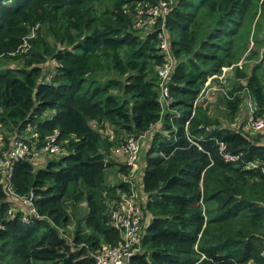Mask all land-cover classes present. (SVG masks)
Segmentation results:
<instances>
[{"label": "trees", "instance_id": "trees-1", "mask_svg": "<svg viewBox=\"0 0 264 264\" xmlns=\"http://www.w3.org/2000/svg\"><path fill=\"white\" fill-rule=\"evenodd\" d=\"M158 1L0 0V143L3 130L36 134L39 147L55 132L63 142V155L41 165L20 161L11 177L0 168V264H94L92 253L119 245L110 208L130 190L122 180L130 168L115 151L129 137H142L145 161L137 264H264V132L244 131L245 97L210 92L195 106L208 78L248 52L227 85L251 93L263 115L258 1L174 0L167 104L160 22L137 26L139 10ZM209 99L224 105V122ZM4 142L7 153L12 138ZM218 142L258 167L226 163ZM113 166L118 185L108 180ZM32 192L39 218L28 223Z\"/></svg>", "mask_w": 264, "mask_h": 264}, {"label": "built area", "instance_id": "built-area-1", "mask_svg": "<svg viewBox=\"0 0 264 264\" xmlns=\"http://www.w3.org/2000/svg\"><path fill=\"white\" fill-rule=\"evenodd\" d=\"M174 0H159L157 4L146 6L145 9L139 10L141 21L137 25L139 28L153 25L160 22L161 33L159 34L160 50L165 56V63L159 68L158 73L162 80L161 88L163 98L166 104L169 102V88L166 86L167 80L171 74L173 67L172 52L169 47V35L166 31V19L171 11ZM35 37L34 33L30 38ZM23 49H27V43ZM239 66V65H237ZM242 68V65L239 66ZM235 66L224 68L221 75H214L208 78L205 88L200 97L195 102V106L203 103L209 97L210 92H221V94L229 100H234L235 97H245L247 118L243 120L244 131L248 134L256 135L264 132V113L260 115L258 112V104L251 93L241 94L239 91L231 94L232 88L227 85V77ZM219 80L220 85L216 87L214 81ZM171 101V100H170ZM36 134L19 138L15 136L7 153L2 152L0 157V168H3L11 177L15 165L20 161L27 160H44L49 156L63 155L62 141H60V133L55 132L45 137V145L39 147V140L34 141ZM196 144L201 150L202 147ZM220 156L228 163L237 166H245L248 168H257L258 165L254 162H246L243 154H233L227 152L228 146L223 142H218ZM1 154V153H0ZM116 156L123 159V163L130 168L128 175H123V183L130 186V190L120 195V199L112 202L110 208V225L119 231L121 242L117 246H104L100 250L91 254L94 264H137L135 258L143 253V225H144V209L139 191L138 172L141 171L142 163V137L127 138L115 151ZM39 161V162H40ZM10 191L13 190V185L9 186ZM35 194L32 192L30 196L24 199V204L27 208V213L24 216L25 222H31L33 217L39 218L37 207L34 203ZM264 256V251H263Z\"/></svg>", "mask_w": 264, "mask_h": 264}, {"label": "rangeland", "instance_id": "rangeland-1", "mask_svg": "<svg viewBox=\"0 0 264 264\" xmlns=\"http://www.w3.org/2000/svg\"><path fill=\"white\" fill-rule=\"evenodd\" d=\"M258 1V6H256V9L258 10V14H257V20L259 19V18H262L261 19V22H260V26H262L263 25V27H261V31L263 32L262 34H260L261 36H260V39H261V37L264 39V7H263V5H264V0H257ZM253 32H254V30H253ZM259 33H260V31H259ZM250 50H253V51H255L256 50V45L254 44V42H253V40L251 39V41H250ZM264 51V48L262 49V52ZM247 54H248V52L242 57V61L239 63V64H237V65H239V66H241V65H243V63L245 62V60L244 59H246V56H247ZM261 59H262V56H261ZM6 65H8L7 63H5ZM237 65H235V66H237ZM253 64H251L250 66H252ZM49 71H52L51 69H49ZM227 77H230V79L232 80V82L234 81V79H235V77H236V74H235V69L227 76ZM48 78H51V76H49ZM50 80V79H49ZM231 87V86H230ZM232 88V87H231ZM211 101V99H209V101H208V104H209V102ZM200 105H202V102H201V104ZM199 105V106H200ZM209 107H210V111H211V113L213 114V115H215V116H217V118L221 121V122H224V117H225V110H224V105H222L220 102H218V99L215 101V102H213V103H210L209 104ZM247 118V111H246V113H245V115H244V119H246ZM237 121V120H236ZM30 130H27V132H29ZM2 133H4L3 134V137H2V142H3V145H5V142H4V138L7 136L8 138H12V140L15 138V136H13V135H11V133L10 132H7V133H5V130H3L2 131ZM111 134V133H110ZM112 136V135H111ZM0 145H2V143H0ZM3 145L2 146H0V153H1V148L3 147ZM148 148V147H147ZM143 153H144V150H143ZM60 158H54L53 160H59ZM40 160L39 159H37L36 158V160H31L30 162L31 163H35V164H40L41 165V163L39 162ZM44 166V165H43ZM107 176H108V180L111 182V180L113 179L114 180V183H116L117 185H118V183H120L121 182V180L119 179V176H118V166H113V168H111V169H109L108 171H107ZM143 199H144V197H143V194H141V201L143 202ZM81 206H83V204L81 205ZM149 219H150V216L148 215V218H147V221L148 222H150L149 221ZM67 236H70V242H72L73 241V235H72V232L74 233V231H75V225H71V226H69V227H67Z\"/></svg>", "mask_w": 264, "mask_h": 264}, {"label": "crops", "instance_id": "crops-1", "mask_svg": "<svg viewBox=\"0 0 264 264\" xmlns=\"http://www.w3.org/2000/svg\"><path fill=\"white\" fill-rule=\"evenodd\" d=\"M142 162H143V166L145 165V161L143 160V158H142ZM141 167H142V163H141ZM143 172V168L141 169V171H139L138 172V180H139V191H140V195L142 194V192H141V188H142V177H140L141 176V173ZM143 197H145L144 195H143Z\"/></svg>", "mask_w": 264, "mask_h": 264}]
</instances>
